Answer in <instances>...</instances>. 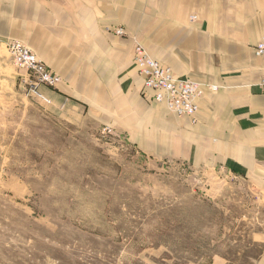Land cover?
Listing matches in <instances>:
<instances>
[{
	"label": "rangeland",
	"instance_id": "rangeland-1",
	"mask_svg": "<svg viewBox=\"0 0 264 264\" xmlns=\"http://www.w3.org/2000/svg\"><path fill=\"white\" fill-rule=\"evenodd\" d=\"M20 71L0 42V264H254L262 254L264 198L248 182L151 159L87 118L49 116L27 76L17 86Z\"/></svg>",
	"mask_w": 264,
	"mask_h": 264
},
{
	"label": "crops",
	"instance_id": "crops-1",
	"mask_svg": "<svg viewBox=\"0 0 264 264\" xmlns=\"http://www.w3.org/2000/svg\"><path fill=\"white\" fill-rule=\"evenodd\" d=\"M263 37L264 0H0V42L27 46L60 77L39 89L49 116L87 118L146 157L242 179L262 198ZM136 44L203 86L196 122L142 98Z\"/></svg>",
	"mask_w": 264,
	"mask_h": 264
},
{
	"label": "built area",
	"instance_id": "built-area-1",
	"mask_svg": "<svg viewBox=\"0 0 264 264\" xmlns=\"http://www.w3.org/2000/svg\"><path fill=\"white\" fill-rule=\"evenodd\" d=\"M114 34L124 36V31L116 28ZM6 47L13 63L27 72V93L45 100L39 91L40 87L54 89L60 83V77L23 44L11 40L6 42ZM254 53L264 58V37L254 46ZM133 56L138 73L143 78L142 98L147 102L163 104L174 116L187 117L192 123L196 122L197 102L203 95V86L188 78L176 76L170 68L152 59L138 44L134 45ZM261 85L264 86V72ZM209 89L215 90L216 87Z\"/></svg>",
	"mask_w": 264,
	"mask_h": 264
},
{
	"label": "bare ground",
	"instance_id": "bare-ground-1",
	"mask_svg": "<svg viewBox=\"0 0 264 264\" xmlns=\"http://www.w3.org/2000/svg\"><path fill=\"white\" fill-rule=\"evenodd\" d=\"M25 46V45H24ZM27 47V46H26ZM28 48V47H27Z\"/></svg>",
	"mask_w": 264,
	"mask_h": 264
}]
</instances>
